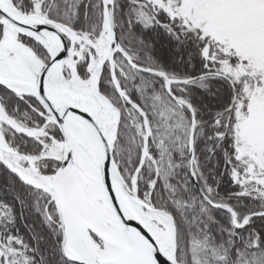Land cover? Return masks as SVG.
<instances>
[{
  "label": "snow or ice",
  "instance_id": "1",
  "mask_svg": "<svg viewBox=\"0 0 264 264\" xmlns=\"http://www.w3.org/2000/svg\"><path fill=\"white\" fill-rule=\"evenodd\" d=\"M0 264H264V0H0Z\"/></svg>",
  "mask_w": 264,
  "mask_h": 264
},
{
  "label": "trees",
  "instance_id": "2",
  "mask_svg": "<svg viewBox=\"0 0 264 264\" xmlns=\"http://www.w3.org/2000/svg\"><path fill=\"white\" fill-rule=\"evenodd\" d=\"M163 43H165L167 47L169 48L167 39L161 35L156 39V50L159 56L167 59L171 55V50H170V53H168V49H164L162 45Z\"/></svg>",
  "mask_w": 264,
  "mask_h": 264
},
{
  "label": "rangeland",
  "instance_id": "3",
  "mask_svg": "<svg viewBox=\"0 0 264 264\" xmlns=\"http://www.w3.org/2000/svg\"><path fill=\"white\" fill-rule=\"evenodd\" d=\"M162 45H163L164 49H168V53H170V47L168 48L165 43H163Z\"/></svg>",
  "mask_w": 264,
  "mask_h": 264
}]
</instances>
